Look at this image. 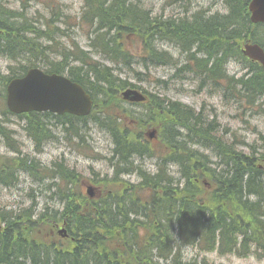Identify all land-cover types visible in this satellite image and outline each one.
Instances as JSON below:
<instances>
[{"label":"trees","instance_id":"1","mask_svg":"<svg viewBox=\"0 0 264 264\" xmlns=\"http://www.w3.org/2000/svg\"><path fill=\"white\" fill-rule=\"evenodd\" d=\"M27 1L19 12L0 0V55L13 62L26 60L23 66H13L22 73L10 69L11 77L4 78V85L41 63L48 67V73L68 75L95 99V112L90 118L49 113L21 116L38 149L55 139L54 128L58 125L65 127L67 133L80 136V123L93 118L112 136L119 166L134 157L154 156L143 135L132 133L127 117L139 119L145 127H159L164 149L157 152L166 154L155 174L138 173V184L120 177L126 170L115 165L113 180L104 179L100 183L107 195L97 199H88L82 192L80 175L65 170L62 164L43 168L28 157L0 155L3 185H16L21 172L47 178L55 181L52 186L58 187L65 204L62 212L47 210L37 220L31 212L15 215L0 209L4 224L0 231V264L28 261L33 264H209L207 260L187 263L184 257L187 247L243 258L252 253L263 257L264 176L258 161L264 155L254 152L248 156L220 137L218 141L211 135L215 122L205 128L201 117H196L192 109L165 98H155L149 106L144 105L145 114L132 119V113L125 112L126 104L120 92L140 86L130 84L112 66L100 63L97 58L99 55L117 69L138 75L137 68L149 71L151 66L172 62L168 52L157 49V37L180 44L186 52L196 46L208 59L196 62L188 57L197 67H191L187 61L180 72L190 71L202 77L203 85L209 87L224 84L231 95L254 104L264 95L260 66H248V75L241 79L229 76L226 70L232 59L239 60L245 40L249 38L251 43L257 40L259 27L250 22L247 1L223 0L230 7L228 15L215 14L210 18L200 15L193 22L154 17L128 0H83L82 15L74 18L64 13L59 2L53 1L46 4L50 17L46 18L44 29L39 27V20L32 21L26 16ZM58 23L87 32L91 50H83L75 39L67 43L57 40L56 35L67 37ZM129 43H138L139 49L132 51ZM213 57L219 63L212 61ZM180 129L187 131V135ZM13 136V131L0 121V143L2 138L6 139L19 154L21 150ZM190 141L207 142L206 145L215 147L227 172L214 169L208 156L189 147ZM168 162L179 165L180 179L171 176L166 168ZM127 181L131 185H120ZM61 222H67V229L75 239L63 246L53 241L56 238L52 234Z\"/></svg>","mask_w":264,"mask_h":264},{"label":"rangeland","instance_id":"2","mask_svg":"<svg viewBox=\"0 0 264 264\" xmlns=\"http://www.w3.org/2000/svg\"><path fill=\"white\" fill-rule=\"evenodd\" d=\"M1 1L8 8L22 12V4L27 0ZM49 1L28 0V5H26V16L32 21L39 20L41 22L39 27L43 29L45 28L46 18L50 17L48 7L45 5ZM55 1L63 5L66 15L74 18H80L82 15L83 0ZM128 2L140 5L143 9L150 11L154 17L175 19L177 21L186 20L187 22L195 21V18L200 15L210 18L215 14L228 15L230 12V7L228 6L226 9L225 6L228 3L223 0H128ZM57 25L63 26L67 34V37L56 35L57 40L67 43L70 39H75L84 49L91 50L88 39L82 35H87V32L61 23ZM256 34L259 39L264 38L262 28H260V32L257 30ZM128 46L132 50L139 49L137 44L129 43ZM156 47L161 52L168 50L176 58H183L180 49L174 43L157 41ZM97 58L102 61L101 63L112 66L116 70L115 73L120 74L121 78L141 86L149 94L166 97L168 100L193 107L197 112L203 110L207 116L206 118L209 119L208 124L212 119H217L211 135L218 141L220 137L226 144L235 145L237 150L246 154L252 155L257 152L259 155H264V98L256 106L245 108V105L248 104L246 100L231 95L232 93L229 89H226L224 84L217 88L203 85L202 77L190 72H180V68L177 66H151L149 71L143 69L137 75L127 69H117V66L101 59L99 55H97ZM183 60H185L182 63L184 66L187 64V60ZM14 63L23 66L26 64V60L21 59ZM14 63L0 55V121L3 122L6 128L16 132L13 138L17 142L21 153H16L14 148L8 145L6 139L2 138L0 155L10 158L28 157L30 161H37L43 168H52L56 164L64 165V162L67 166L79 172L88 184L93 185L96 189L99 187L102 189L100 185L102 180L112 181L115 174V165L119 166L118 158L113 157L115 145L110 133L93 118L80 123V136L67 133L65 127L58 125L57 128H54L55 139L52 142H46L39 150L35 141L26 131L27 122L13 116L7 108V85H4V78H10L8 77L11 76L10 69L15 73H22L20 69L13 68L12 64ZM37 65L44 70L48 69L46 65L41 63ZM226 70L229 76L238 78L246 75L249 68L239 60L233 59L227 64ZM127 108L132 113L131 118L133 116L139 117L147 112L146 108L141 106H127ZM99 116L102 117V115ZM148 128H151L149 130L153 132L152 126L146 127V129ZM205 128H208V126L206 125ZM180 132L187 135V131L182 130ZM206 144L207 142L190 141L189 147L208 156L214 169L216 168L225 174L227 168L220 160L216 148ZM150 147L155 155L146 158L134 157L127 163L120 164L121 168L126 170L120 177L122 176L128 181L138 184L140 182L138 175L140 171L155 174L159 169L160 159L166 153L158 154L157 151H162L164 148L159 140L150 144ZM261 160L264 161V158H261ZM166 168L174 178L180 179L182 177L178 164L168 162ZM133 169L136 171H132ZM262 171L264 176V170ZM53 182L55 181L47 178L40 179L25 172L20 173L19 181L14 186L8 187L0 182V209L15 215L24 211L31 212L36 220L40 214L47 210L62 212L65 204L58 187L52 186ZM62 225L63 223L60 224V226ZM184 257L187 263L207 260L209 264H264V257L259 259L255 255L249 258L236 255L223 256L216 252H203L196 247L185 248ZM27 264L33 263L28 261Z\"/></svg>","mask_w":264,"mask_h":264},{"label":"water","instance_id":"3","mask_svg":"<svg viewBox=\"0 0 264 264\" xmlns=\"http://www.w3.org/2000/svg\"><path fill=\"white\" fill-rule=\"evenodd\" d=\"M253 23H264V0H252L250 5ZM247 55L264 65V50L258 45L247 46ZM8 107L15 114L27 112H52L87 116L93 108L92 97L78 83L65 76L48 75L39 69H31L21 79H15L7 88ZM123 98L130 102H143L144 95L136 90H127ZM150 137L153 139L155 133ZM93 188L88 189L91 197Z\"/></svg>","mask_w":264,"mask_h":264},{"label":"bare ground","instance_id":"4","mask_svg":"<svg viewBox=\"0 0 264 264\" xmlns=\"http://www.w3.org/2000/svg\"><path fill=\"white\" fill-rule=\"evenodd\" d=\"M157 41H161V42H167V41H163V40H161L159 37H157ZM48 43V42H47ZM252 44H254V43H252ZM233 60V59H232ZM14 63V62H13ZM16 65V63H14V64H12V66H15ZM183 67H186V64L183 66ZM28 72V71H27ZM27 72L24 74V76L27 74ZM188 72H190V71H188ZM190 73H192V72H190ZM64 76L67 78V79H69V80H71L72 82H75V81H73L68 75H66V74H64ZM20 78V77H19ZM12 79L8 82V84H7V87H6V103H7V108H8V111H9V107H8V100H9V94H8V91H7V88H8V86L12 83ZM126 90V89H125ZM125 90H123L122 91V93H124V92H126ZM94 100V104H95V99H93ZM10 112V111H9ZM11 113V112H10ZM93 116V115H92ZM92 116H75V117H77V118H90V117H92ZM153 132H156V130H153ZM152 132V133H153ZM181 138V137H180ZM180 138H178V139H180ZM181 140V139H180ZM53 141V139L52 140H50V141H48V142H52ZM182 142H185V141H183V140H181ZM47 142V143H48ZM115 157V156H114ZM260 168V167H259ZM260 170H262L261 168H260ZM124 179V178H123ZM125 180H127V179H125Z\"/></svg>","mask_w":264,"mask_h":264}]
</instances>
